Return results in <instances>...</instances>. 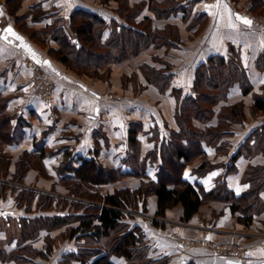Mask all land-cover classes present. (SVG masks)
Listing matches in <instances>:
<instances>
[{
    "label": "crops",
    "instance_id": "obj_1",
    "mask_svg": "<svg viewBox=\"0 0 264 264\" xmlns=\"http://www.w3.org/2000/svg\"><path fill=\"white\" fill-rule=\"evenodd\" d=\"M137 1L128 0V3L133 5ZM177 1L188 10L186 18H183L184 13L179 10L168 18L156 19L145 6L135 20L149 16L153 26L163 27L165 22H170L182 26L183 31L186 29L185 19L196 21L204 16L206 24L196 31L195 39H183V43L177 42V46L169 48L149 46L136 56L129 55L123 62L111 63L107 79L79 76L67 71L63 63L52 59L47 50L17 28L14 18L7 14L5 5L0 1V114L10 116L12 124L11 142H0V157L9 160L7 173L15 171V163L22 159L24 152H33L36 156L43 152L39 159L46 177L42 178L56 183L69 174L66 170L59 171L61 165L63 167L64 162L71 160L76 165L77 159L81 157L94 158L102 166L121 167V171H127L128 167L122 165L121 161L128 150L130 124L141 125L137 133L141 142V155L152 148L155 142L166 139L170 128L177 129L174 118L177 101L172 88L182 89L183 94L192 95L195 68L210 56L234 55L247 74L252 85L251 91H261L260 85H264V28H258L253 23L245 25L237 19L238 15L251 20L247 14L249 9H241L239 0ZM20 5L18 15L29 10L28 14L25 13L28 26L39 30L54 25L55 28L65 29L67 35L72 33L68 29L70 14L77 9L95 13L108 25L113 19L125 22L116 11L117 0H21ZM230 22L235 25L234 28L228 26ZM9 27L15 35L7 31ZM109 32L110 26H107L102 40L107 38ZM17 36L21 39H17ZM44 36L48 46L57 48L51 32ZM155 55L174 62H171L169 69L172 73L171 84L164 92L147 82L139 66L142 63L154 67L165 66L154 60ZM175 61L182 66L177 67ZM38 65L49 69L57 79L48 99L40 96L35 87L39 78ZM134 86L138 87L137 90ZM251 91L244 94L235 83L229 88L224 103L242 100L245 112L249 114L253 103ZM256 113V116L249 115L246 120L232 123L229 134L221 138L222 145L219 147L218 144L204 145L206 157L212 166L199 174L196 169L202 157L195 158L186 165L183 178L201 186L205 191L211 190L220 179H224L234 196L246 191L249 187L245 180L247 172L254 167H264V150L261 148L264 141L257 145L258 133L264 135V112ZM210 123L215 124V121L211 120ZM153 171V168L148 169L150 175H153ZM35 172L31 174L41 180V176ZM0 173L2 179L3 169ZM128 178L133 182L122 181ZM2 180L9 182L7 179ZM116 184L118 186H113ZM138 184V177L125 175L115 182L104 184L102 189L106 193L114 187L134 188ZM31 191L35 199L40 193L45 194L36 188ZM46 194L54 197V193ZM16 195L17 191L8 190L5 195H0V246L9 251L29 243L43 251L45 256H36L22 263L0 258V264H81L75 259L68 261L66 255L77 252L84 239L68 237L63 227L48 231L42 229L35 238L23 242L18 233L6 239L10 225H16L19 230V219L62 211L56 205L51 210L40 209L36 202L29 210L23 205H15L13 208L6 206V201ZM260 196L264 197V191ZM60 197L65 200L64 194ZM156 207V197L152 194L146 202V211L143 213L145 217H138L136 211H131L134 217L127 218L131 224L135 222L141 226L152 256L167 255L168 264H239L238 256L212 254L203 246L205 241L218 240L238 242L245 246L247 264H264V212L254 215L246 223L240 219V212L231 210L228 201H212L203 203L188 220H181V205L167 209L162 218L154 217ZM174 212L176 216L171 215ZM153 220L161 224H154ZM91 260L85 264H90ZM112 260L123 261L117 257H112Z\"/></svg>",
    "mask_w": 264,
    "mask_h": 264
},
{
    "label": "trees",
    "instance_id": "obj_2",
    "mask_svg": "<svg viewBox=\"0 0 264 264\" xmlns=\"http://www.w3.org/2000/svg\"><path fill=\"white\" fill-rule=\"evenodd\" d=\"M8 1L11 12L19 8L21 0ZM117 1L116 11L125 21L122 23L113 19L108 25L95 13L82 9L70 14L68 29L76 33L79 45L69 43L66 30L61 27L55 28L51 25L42 28L41 32L44 35L51 32L52 38L58 43L57 48L49 49V53L79 74L100 78L104 76V72L100 70L105 66L121 62L130 54H138L149 46H177L175 24L166 23L163 27H155L149 16L139 21L135 18L145 6L155 18H168L179 10L184 13L183 18H186L188 10L183 8L182 3L177 0H139L129 5L128 0ZM250 8L254 12H263L264 0H252ZM15 24L19 30H25L24 33L31 40L37 37L36 30L26 27L25 15L16 17ZM107 26H110L109 35L102 40L103 31ZM169 69V65L163 67H154L147 63L140 65L141 73L147 82L157 86L160 92H164L171 84L172 73ZM235 83L244 94L252 90L244 68L234 55L210 56L195 68L192 83L194 94H183L182 89L172 88L177 101L174 118L178 128H170L166 139L159 143L155 142L152 148L141 155V142L137 137L141 125L130 124L127 135L128 150L121 161L122 165L128 167L127 171H121V167L102 166L94 158L81 157L77 159L76 165L72 160L64 162L59 171L66 170L69 174L64 175L60 182L65 184L73 195L85 197L90 203L82 205L45 195L41 198L42 201L37 203L40 204V209L51 210L55 205L62 204V211L19 219L21 242L35 238L42 229L48 231L63 227V232L68 234V237L84 239L77 252L66 255L68 261L75 259L85 264L94 257L90 264H168L169 256L154 257L150 254V246L146 242L141 226L135 222L132 224L128 222L127 218L131 215L124 214L123 208L132 211L138 207L144 211L148 196L153 194L157 205L155 216L161 217L165 215L167 209L179 204L182 207V219L188 220L203 203L210 200L228 201L231 210L240 212V219L246 223L250 222L254 215L264 212V197L260 196L264 191V167H254L247 172L245 180L249 187L239 196L233 195L224 179L217 180L211 190L205 191L201 186L183 178L186 165L196 157H202V162L196 169L197 173L203 174L209 169L212 163L207 159L203 146L218 144L219 147L222 145L221 138L229 134L230 125L243 120L242 100L222 104L216 108L220 100L226 99L229 88ZM260 90L251 91L253 98L251 110L254 113L264 112V85H260ZM213 115L218 118L215 124L210 123ZM194 120L205 126L202 129L196 128ZM11 128V117L0 114V142H11ZM258 137L257 145L264 141L263 133H258ZM261 148L264 150V146ZM42 154L44 153L36 156L33 152H24L22 159L17 162L14 176L22 179L29 165H36L45 173L39 159ZM33 158L38 159V164ZM7 163L8 159L0 161V167L4 168L3 173L7 170L5 166ZM152 168L153 175H150L148 169ZM125 175L138 177L139 184L134 188L115 187L101 194L100 190L104 184ZM78 183H81V186H78ZM7 188H9L7 184H1L0 195H5ZM19 192L18 199L21 202L26 201L24 206L29 210L35 194L24 189ZM153 223L161 224L157 220H153ZM48 247H51L50 243ZM36 256H45V253L29 243L9 251L3 250L0 246V258L5 261L22 263ZM112 257L122 258L123 261H114Z\"/></svg>",
    "mask_w": 264,
    "mask_h": 264
},
{
    "label": "rangeland",
    "instance_id": "obj_3",
    "mask_svg": "<svg viewBox=\"0 0 264 264\" xmlns=\"http://www.w3.org/2000/svg\"><path fill=\"white\" fill-rule=\"evenodd\" d=\"M4 5H5V10H6V12H7V14H10L11 15V17H12V19L14 18V20H15V18L16 17H20V16H23V15H25V13H27L28 14V12H29V10H27L24 14H22V15H18L17 14V11L19 10V8H20V6H19V8L15 11H13V12H11L9 9H10V5H9V1L8 0H0ZM236 1V0H235ZM252 0H239V6H240V8L241 9H249L248 10V12H247V14H249V15H251L252 17H254V21H252V23L255 25V26H257L258 28L260 27V28H264V11L263 12H254V11H252L251 10V8H250V2H251ZM135 3V2H134ZM156 19H163V18H156ZM186 20V23H185V30L183 29V31L181 30V28H183L182 26L180 27L179 25L177 26V40H178V42H180V43H183V39H188L189 41H192V40H194L195 39V36L197 35V32L196 31H198L199 29H201V28H203V26L206 24L205 22H206V19H205V21H201V17H199L198 18V20H196V21H194V20H191V21H188V19H185ZM168 24V23H170V22H165L164 23V25L165 24ZM20 25V24H19ZM163 25V26H164ZM27 28H29L30 30H36L37 32L36 33H38L37 34V37L36 38H34L33 39V41L36 43V44H38L41 48H43V49H45V50H47L46 52H47V54H49V56L52 58V59H54V60H56L57 62H60L58 59H56V57H54L52 54H50L49 53V49H51L52 47H50V46H48V43L45 41V39L43 38V37H45L44 36V34L41 32V29H39V30H37V29H35L34 27H32V26H26ZM155 27H157V26H155ZM25 29V28H24ZM23 30V29H22ZM22 32H25V30H23ZM72 33H75V32H72ZM76 34V33H75ZM187 36H189L188 38H187ZM183 37V38H182ZM207 38V37H206ZM206 38L204 39V41H206ZM204 41L202 42V43H204ZM205 44H207V42L205 43ZM57 46H58V43H57ZM171 47H173V46H171ZM155 48H157V47H155ZM167 48H169V47H167ZM142 51V50H141ZM140 51V52H141ZM139 52V53H140ZM138 53V54H139ZM130 55H133V54H130ZM137 54H134V56H136ZM129 57V56H128ZM127 57V58H128ZM126 58V59H127ZM125 59V60H126ZM125 60H123V61H125ZM154 60L155 61H159L160 63H164L165 64V66L166 65H169L170 66V64H171V62H173V61H171V59H167L166 57L165 58H162L161 56L160 57H158L157 55H155V58H154ZM123 61H121V62H123ZM117 63H120V62H117ZM174 63V62H173ZM175 63H176V65H177V67H178V65H181V63H177L176 61H175ZM142 64H144V63H142ZM33 65H35V64H33ZM64 66H65V69L67 70V71H72V72H74V73H76L77 75H79V76H82V75H85V74H79V73H77L75 70H73V69H71V68H69V67H67L65 64H63ZM110 65L111 64H109V65H107V66H105L103 69H101L100 70V72H104V76L103 77H100V78H102V79H107V77H109V75H110V71H111V68H110ZM173 65H175V64H173ZM39 66V65H38ZM139 66H140V64H139ZM182 66V65H181ZM107 69V70H106ZM37 72L39 73L38 74V76H43V75H46V76H48L49 78H51L53 81H54V86L57 84V79H56V77L53 75V73L49 70V69H46V68H43L41 65L38 67V70H37ZM85 76H91V75H85ZM92 77V76H91ZM94 77V76H93ZM38 80V79H37ZM134 88H135V90H137V86H134ZM192 94H194V90L192 91ZM226 100V99H225ZM225 100H220L219 101V103L216 105V108L218 107V106H220V105H222V104H230V103H224L225 102ZM240 101V100H239ZM237 102V101H236ZM243 113H244V116H243V120H246L248 117H249V115H251V116H256V114L257 113H254V112H252V110L250 109L249 110V114H247L246 112H245V107H244V103H243ZM215 121V123H217L218 122V118H217V116L216 115H213V117H212V121ZM211 122V121H210ZM238 122H240V121H236V122H233V123H238ZM175 123H176V121H175ZM193 124L195 125V127L196 128H198V129H202L204 126H205V124H203V123H200V122H198L197 120H194L193 121ZM177 125V124H176ZM177 128H178V126H177ZM1 158V157H0ZM196 158H199V157H196ZM2 160H0V161H5V160H7L8 158H5V159H3V158H1ZM33 161H37V164H38V159L37 158H33ZM17 162L18 161H16V163H15V171H16V169H17ZM192 162V161H191ZM7 164H9V160H8V163ZM33 164H35V163H33ZM4 166V165H3ZM5 166H7V165H5ZM2 169H4V168H2V167H0V172H1V170ZM32 169V170H31ZM15 171L13 172V173H7V170H6V172L3 174V177H2V179H7L9 182H3V180L0 178V185L1 184H7L8 185V187L9 188H7V190L8 191H11V192H14V191H17V194L18 193H20L19 191L21 190V189H24V190H33V188H36V189H39V190H42L43 192H45V194L43 193H40V196H37L36 197V199H35V197L33 198V202H32V204L34 203V202H36V205H37V207H39V205L40 204H37V203H40V201H42V199L41 198H43L45 195H47L46 193H54V199H56V198H61L60 196H62V194H64V196H65V200L66 201H69V202H71V200H72V203H82V205L83 204H89L90 203V200L89 199H87V198H85V197H82V196H75V195H73L68 189L69 188H67V186H65V184H62L61 182H59V183H56V182H52V180H50V179H47V178H42V177H46L45 176V173H43L42 171H40V169L36 166V165H29V167L25 170V173H24V175H23V178L22 179H18V177H16V176H14L16 173H15ZM35 172V173H37V175L39 174L40 176H41V180H38L37 179V177H35V176H33L32 174H31V172ZM1 174V173H0ZM7 174H11V175H7ZM35 177V178H34ZM124 183H131V182H133V180L132 179H130V178H128V179H124V180H122ZM112 182H115V180H112ZM117 182V181H116ZM117 184H119V183H117ZM113 185V186H118V185ZM78 186H81V183L79 184L78 183ZM115 188V187H114ZM100 192H101V194H104V189H101L100 190ZM12 194V193H11ZM18 196H19V194H18ZM18 196L16 195V197H14L13 199H8V201H6V206H9V207H14L15 205H25V203H26V201L25 202H21V200L20 199H18ZM56 196H58V197H56ZM150 196V195H149ZM148 196V197H149ZM35 199V200H34ZM212 201H215V202H223V200H210V201H208V202H212ZM101 203V202H100ZM62 208V204H57V209H61ZM66 208V207H65ZM64 208V209H65ZM72 208H74V206H72ZM63 209V208H62ZM137 210H138V212H137ZM139 210H140V208H136V209H132V211L134 212V211H136V215L138 216V217H145L144 216V212L146 211V210H144V211H140L139 212ZM122 212L124 213V214H129V215H131V217H134V214L132 215V213L133 212H131L130 210H128L127 208H123V210H122ZM166 214V213H165ZM172 216H176L175 215V212H174V214H171ZM154 217H158V218H162L161 216H155L154 215ZM163 217H165V215L163 216ZM181 220H183V219H181ZM159 222V221H158ZM10 223H11V221H10ZM162 225H163V222H162ZM7 232H8V234L6 235V239H7V237H12V236H15L17 233L19 234V230H17V228H16V225L15 226H12V225H10V229H8L7 228ZM62 241V237H60L59 238V242H61ZM211 242H216V244H218V245H228V244H231V245H233L235 248H238L239 250H242V249H245V258H246V255H247V248H245V246H243V245H241L240 243H238V242H220V241H218V240H208V241H205V243H211ZM58 243V242H57ZM205 243H203V246L204 247H206V249L208 250V251H210L212 254H216V255H229L228 253H213L211 250H210V248L205 244Z\"/></svg>",
    "mask_w": 264,
    "mask_h": 264
},
{
    "label": "built area",
    "instance_id": "obj_4",
    "mask_svg": "<svg viewBox=\"0 0 264 264\" xmlns=\"http://www.w3.org/2000/svg\"><path fill=\"white\" fill-rule=\"evenodd\" d=\"M249 18L254 21V17L251 15H248ZM76 38L75 33H70L67 35V41L69 43H73V40ZM54 81L49 78L46 75H43L42 77L39 76L37 80V84L35 85L37 92L40 94L45 99H48L51 96V93L54 88ZM210 250L213 253H228V254H233L239 257V264H247L246 258H245V249L239 250L238 248H235L233 245L228 244V245H218L216 242H211V243H205Z\"/></svg>",
    "mask_w": 264,
    "mask_h": 264
},
{
    "label": "snow or ice",
    "instance_id": "obj_5",
    "mask_svg": "<svg viewBox=\"0 0 264 264\" xmlns=\"http://www.w3.org/2000/svg\"><path fill=\"white\" fill-rule=\"evenodd\" d=\"M0 15H2V12H0ZM237 19L241 20L245 25H249L250 26L252 24L251 20H248L247 18L239 17L238 15H237ZM228 26L231 27V28L235 27V25L232 24L231 22L229 23ZM7 31L10 34L15 35V33L13 32V30L10 27L7 29ZM5 39H7V37H5ZM17 39H21V38L17 36ZM45 63H47V62H45ZM249 255H251V253H249Z\"/></svg>",
    "mask_w": 264,
    "mask_h": 264
},
{
    "label": "water",
    "instance_id": "obj_6",
    "mask_svg": "<svg viewBox=\"0 0 264 264\" xmlns=\"http://www.w3.org/2000/svg\"><path fill=\"white\" fill-rule=\"evenodd\" d=\"M0 11H1V6H0ZM73 43H75V44L79 45V41H78V39H77V38H75V39L73 40Z\"/></svg>",
    "mask_w": 264,
    "mask_h": 264
}]
</instances>
